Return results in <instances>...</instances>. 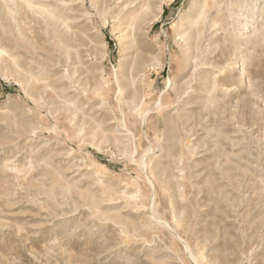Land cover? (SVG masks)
<instances>
[{"label":"rangeland","instance_id":"obj_1","mask_svg":"<svg viewBox=\"0 0 264 264\" xmlns=\"http://www.w3.org/2000/svg\"><path fill=\"white\" fill-rule=\"evenodd\" d=\"M0 264H264V0H0Z\"/></svg>","mask_w":264,"mask_h":264}]
</instances>
